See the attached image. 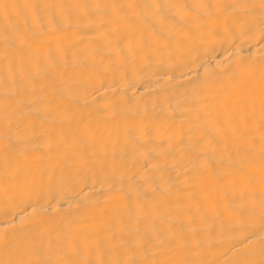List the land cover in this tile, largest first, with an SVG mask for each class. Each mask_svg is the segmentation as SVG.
I'll return each mask as SVG.
<instances>
[{
	"label": "bare ground",
	"instance_id": "6f19581e",
	"mask_svg": "<svg viewBox=\"0 0 264 264\" xmlns=\"http://www.w3.org/2000/svg\"><path fill=\"white\" fill-rule=\"evenodd\" d=\"M0 264H264V0H0Z\"/></svg>",
	"mask_w": 264,
	"mask_h": 264
}]
</instances>
